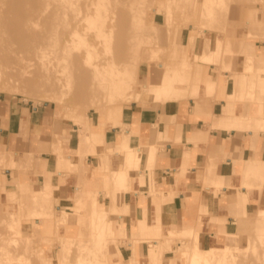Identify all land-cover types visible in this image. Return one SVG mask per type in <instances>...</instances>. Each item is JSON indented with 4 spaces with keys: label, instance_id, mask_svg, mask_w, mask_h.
I'll return each instance as SVG.
<instances>
[{
    "label": "crops",
    "instance_id": "obj_1",
    "mask_svg": "<svg viewBox=\"0 0 264 264\" xmlns=\"http://www.w3.org/2000/svg\"><path fill=\"white\" fill-rule=\"evenodd\" d=\"M212 40L200 37L190 51L203 54ZM220 51L216 63H202L196 97L164 104L135 100L110 118L91 112L85 118L89 132L51 103L0 100V147L25 169L9 170L7 181L15 173L18 183L39 190L51 174L57 212L70 216L59 229L63 238H91L95 201L117 239L107 252L111 264H125L132 255L139 264H150L141 222L146 233L161 232L160 240L193 230L204 250L247 248L250 237L241 235L239 218L264 223L258 214L248 215L264 208V41L233 46L238 54L230 62ZM248 59L252 73L246 71ZM242 90L244 100L228 99ZM125 146L142 152L137 166L128 164ZM114 173L126 175V187L116 183ZM81 198L87 207L78 210ZM46 229L52 230L51 224ZM191 244L177 237L163 257L186 264L183 251Z\"/></svg>",
    "mask_w": 264,
    "mask_h": 264
},
{
    "label": "rangeland",
    "instance_id": "obj_2",
    "mask_svg": "<svg viewBox=\"0 0 264 264\" xmlns=\"http://www.w3.org/2000/svg\"><path fill=\"white\" fill-rule=\"evenodd\" d=\"M7 1L9 3V0ZM71 1L82 5L96 3L100 6L98 10L103 20H100L97 24L101 25L99 23H102L105 26L109 27V25H112L113 27L112 32L108 34V44H110L109 47L112 49L111 51L108 47L110 49L108 56L113 59L121 56L118 59H122L119 61L121 66L124 64V66H128V62L131 60L130 65L132 64L135 69L137 68V72H134L138 76L136 80L138 82L133 89L134 95L130 92L128 98L117 100L118 102L114 103L110 101L112 90L95 92L89 86L90 75L81 84L79 82L81 81V76L80 74L77 75V73L81 72H77L71 78L65 76L69 73L64 70L58 72L56 75L59 78L58 85L60 87H57L51 80H43L47 69L57 65L61 67L68 63V60L63 61L61 55L53 54L55 46L52 42L44 45L46 52H48V57L35 59V51L43 45L38 40H35L32 35L30 36L28 34L29 30H27V34L13 31L14 36L17 37V43L10 58L13 59L19 56L35 59L37 67L35 68V73L31 76L37 79L38 90L37 92H31L24 83H18V88H16L14 85L3 82L0 84V100L15 99L26 103L32 102L36 105L51 103L60 107L66 118L76 123L84 124L86 132H89L90 128L85 118L91 112H95L101 117L110 118L124 105L135 100H153L164 104L171 100L183 99L186 96L196 97L199 92L198 80L203 62L216 63L218 60L215 54L219 50H221L219 54L223 56L224 61L230 62L234 55L238 54L232 51L233 46H237L244 41H264V0ZM45 3L46 0H10V9L7 10L8 6L5 7L7 11L5 9L2 11L6 16L9 15L11 20L16 16L23 19L25 13L30 15L34 9H40ZM16 9L18 10L15 11ZM42 23L43 21L36 27L37 30L44 29L45 23ZM65 31L66 27H61L57 36H62ZM4 35L3 37L5 38ZM212 36L214 40L210 41V43L207 41L203 54L199 52L194 54L193 51H190L196 39H200V37L211 38ZM116 49L120 50V53ZM130 49L133 50V53L135 51V54L140 51V55L137 53L136 56H138L132 58L135 54L130 52ZM176 50L179 52L177 53ZM117 52L118 54H116ZM174 52L178 55L174 54ZM128 55L129 57L131 56V59H129ZM126 57L129 60H125L127 59ZM140 57L145 60L141 61ZM95 59L96 57L93 55L92 60L95 61ZM248 60L249 64L246 71L252 73L254 64L250 59ZM188 61L191 62L189 63ZM133 67L131 68L134 71ZM228 68L230 67L228 66ZM76 75L77 78L79 76V81H77L81 84L79 86H77ZM161 76L162 78L160 79L159 77ZM85 77L83 78L84 80ZM173 81H179L180 83L178 82V85H174ZM149 85L151 86L150 88ZM208 92L210 94L214 92V85L211 83L208 86ZM242 92L243 90L228 95V99L230 101L244 100ZM93 96L96 97L95 103L93 102ZM51 97H58L56 100L59 101L50 99ZM92 137L93 139L95 138L94 135ZM84 139L85 142L90 141V138L86 135ZM123 152L124 154H129L136 151L125 146ZM3 156H5L4 159ZM15 168H18L20 172L25 171L17 156L6 153L0 147V264H111L107 260V252L110 243L116 244L117 239L114 237V231L110 227L109 216L96 212V202L93 201L91 204L94 212L90 230L91 238H63L59 235V229L66 224L70 216L65 211H62L60 216L57 212L53 195L55 186L52 183L51 174H47L46 181L39 190H32L27 183L23 182L22 185L25 186L26 190L22 193L19 187L20 182L18 183L15 179V173L12 174L13 181H7V178H10L8 176L9 170ZM61 168L62 163H59L58 169ZM115 180L120 187H126L127 177L124 173L117 174ZM12 185H15L16 188L14 189ZM86 202L82 198L79 199L77 201V209L86 208ZM117 203L115 202L113 210H116ZM36 218L41 219L40 225L35 223L34 220ZM47 220H49L48 222L50 223L48 224H51L52 230L46 229ZM145 225L146 223L144 222L140 223L139 232L143 238H148L150 264H175L168 261L163 255L172 250L171 242L177 237L191 239L192 244L183 251V257L186 259V264H196V261H194L196 258V255H194L195 246L199 245L201 247L202 244L199 242L201 238H194L192 230L176 233L175 237L169 241L160 240L161 234L157 238L149 240L150 237L143 236L146 233V228H143ZM238 225L241 235L250 237L248 247L242 250H235L236 253L228 255L225 259L221 256L218 257V253L216 254L217 258H212L215 255L211 256L214 252L211 250L213 252H210V258L212 260L217 259L214 263V260H211L212 264H259L262 261V256H264V243L262 242L264 238H260V235H264V231H262L264 223L260 224L249 218H239ZM5 239H7V242ZM153 239H159L160 243L154 245ZM134 241L136 242V239ZM235 242L236 240H234ZM252 245H254L256 251ZM21 249L23 252L18 253ZM202 250L199 248L197 252L200 251L201 253ZM206 252L204 254L208 256ZM201 255H198V257H200L199 259L202 262L205 256L202 255L201 257ZM193 256H195L194 259ZM198 257L197 261L200 262ZM254 258L256 261H253ZM207 261L205 262L207 263ZM201 262L200 264H202ZM125 264L139 263L136 257L132 255Z\"/></svg>",
    "mask_w": 264,
    "mask_h": 264
},
{
    "label": "bare ground",
    "instance_id": "obj_3",
    "mask_svg": "<svg viewBox=\"0 0 264 264\" xmlns=\"http://www.w3.org/2000/svg\"><path fill=\"white\" fill-rule=\"evenodd\" d=\"M80 5H82V4H79L78 2L71 1V0L70 1L69 0L68 1L67 0H55V1L46 0V3L40 9H38V10L34 9L33 13H31L30 15L25 13L24 14L25 17L23 19L16 16L14 19L11 20L10 19L11 17L9 18V15L7 14L8 16H6L4 14V12L2 11L3 9H5V11L10 9V0H9V3L7 0H0V15H1V17H0V84L3 82H6L7 84L14 85L16 88H18V86H17L18 83H24L25 86H27L31 92H33V91L37 92L38 87H39L37 79L33 78L31 76L33 73H35V71H36L35 68L37 67L35 59H43L45 57H48V55H47L48 52H46L44 45H48L49 43L52 42L53 45L55 46L54 47L55 50L53 51V54L61 55L63 57V61L68 60V63H66L65 65H63L61 67H60V65H57V66H53L50 69H47L46 75L44 76L43 80H51V81H53V83H55V85L57 87H60L58 85V79L59 78L56 75L58 72H60L61 70H64V71L69 73L68 75H65V74L64 75L66 77L68 76L70 78H71V76H74L77 72H81V73H77V75L80 74L81 77L82 76L85 77L86 74H88V75H86L85 80L83 79L84 77L82 79L80 77L81 81H79V79H78L79 76L77 78V75H76V78L78 79V80L76 79V82L79 81L82 84V81L84 83L86 81L87 77L90 75L89 76L90 77L89 78L90 79V85L89 86L91 88H93V90L95 92L99 91V90H108V89L112 90V92L110 93V99H111L110 101L116 103V102H118L117 100L128 98L129 93L130 92L133 93L134 85L138 82V81L136 82L138 76H137V74L136 75L134 74V72H137V70H136L137 68L135 69V66L133 67L132 64L130 65L131 60L128 62L129 64H128V66L126 65L127 66L126 67V66H124L125 64L123 66L119 65V61L122 59H120V60H118V59L121 56L119 58L117 56L116 57L117 60L115 57H114L115 59H113L112 57L108 56V54L110 53V49H111L109 47L110 44H108V41H109L108 34H110L112 32L113 27H112V25H109V27L105 26V24H102V23H99L101 25L97 24L100 20H103V18L100 17V12L98 10V8L100 6L97 5L96 3L86 4V5H82V6H80ZM8 6H9V8H7V10H6L5 7H8ZM17 10L18 9H16L15 11H17ZM10 11H12V10H10ZM42 21H43L42 24L45 23L46 27L44 26L43 27L44 29L37 30L36 27L39 26V24ZM85 23H88V24H85ZM61 27H66V31L62 36H57V33ZM27 30H29L28 34H30V36L32 35L35 38V40H38L43 46H41L40 48H38L35 51V55H34L35 59H32V58L28 59V57H19V56L11 59L10 55L12 54L14 47L17 43V41H16L17 37L14 36L13 31L20 32L21 34H27ZM4 34H6V35H4ZM3 35L5 36V38L3 37ZM7 35H9V36H7ZM116 50H115V52H116ZM120 50H117V51L119 52ZM173 50L175 51V49H173ZM111 51H112V49H111ZM132 51L133 50H131L130 52H132ZM118 52L116 54H118ZM178 52L179 51H177V53ZM137 53H139V55H140V51ZM161 53H163V52H161ZM171 53L173 54V52H171ZM133 54H135V51ZM136 54L133 55L132 58L134 56H136ZM174 54H176V52H174ZM93 55H95V57H96L95 61L92 60ZM111 55H112V53H111ZM176 55H178V54H176ZM114 56H115V54H114ZM125 56H127V55L125 54ZM128 57H129V55H128ZM141 58L142 57H140V59ZM129 59H131V56L129 57ZM129 59L127 58L125 60H129ZM114 60H115V62L117 61L118 64L115 63ZM137 60H136V62H137ZM142 60H145V59H141V61ZM136 62H135V64H137ZM117 65H119V66H117ZM129 66H130V68L133 67L135 70L133 71L132 68L131 69L128 68ZM120 67H122V68H120ZM123 67H125V68L123 69ZM177 75H178V73H177ZM176 80H177V78H176ZM178 82L173 81L174 85H178ZM167 83L169 84V82H167ZM79 84L80 83L77 82V86H79ZM150 87L151 86L149 85V88ZM3 88H6V87H3ZM66 95H68V94H66ZM133 95H134V93H133ZM155 95H156V93H155ZM106 96H107V94H106ZM57 98L58 97H51L50 99H54L55 101H59V100H56ZM93 99H94L93 102L95 103L96 97L93 96ZM141 155H142V152H131V153L127 154L126 159H127L128 164L131 165L132 167L137 166L139 161H140ZM4 157L5 156H3V159H4ZM116 175L117 174H115V176L114 175L113 176L116 177ZM22 184H23V182H20L19 187H20L21 192L23 193L26 190V188ZM257 209H259V208H256L254 212H249V214L248 213L247 214L248 215H257L258 214L259 216L264 217V208H261L259 210H257ZM160 234H161V232L145 233V234H143V236L144 237L145 236L150 237V238H157ZM227 234H231V233H227ZM169 235H170V238L167 239V241L174 238L176 235V232H171V233H169ZM192 235L196 239L201 238L199 235L195 234V232L193 230H192ZM261 238H264V237H261ZM5 240L7 242V239H5ZM199 242L202 244V240H200ZM262 243H264V239H263ZM30 245H32V244H30ZM195 245H196V243H195ZM26 246H28V245H26ZM252 246L254 248V245H252ZM195 247H196V250H195L196 252H197V249L199 250V248L201 250L203 249V248H201L202 246L200 247L199 245L198 246L196 245ZM197 247H199V248H197ZM22 249H21V251L17 250L18 253L23 252ZM255 249L256 248H254V250ZM203 250L201 251V253H200V251L197 252L198 254L194 251L195 254L194 253L193 254L196 255V258L194 259L195 256H193V259H194V261H196L195 262L196 264H200V262H201V260L199 259L200 257H198V255L200 256L202 254L205 256L204 253L206 252V250L205 251H203ZM24 251H25V248H24ZM213 251L215 252V254ZM213 251L207 250V252H206V254H208V256L206 255L207 259H206V256L204 257V259L201 258L203 260L201 262L202 264L203 263L205 264L206 263L205 261H207L208 259L211 262L212 259L210 257L212 255H215V257H212V258H217V255H218V257L221 256L225 259V258H227L228 255L236 253L234 250H231V249H226L224 251L223 250L222 251L213 250ZM210 252L211 253L213 252V254H211V256H210ZM257 254H259V253H257ZM202 255H201V257H202ZM263 255H264V253H263ZM255 256H257V255H255ZM260 256H259V258H260ZM197 257H198L200 262L197 261ZM262 257H263L262 261L260 260L261 258L260 259L258 258V260L261 261L259 264H264V256H262ZM213 260L212 261L214 263L215 260H217V259H213ZM15 261L16 260L14 259V262ZM208 261L206 264H208V263L210 264V262H208ZM253 261H256L255 258L253 259ZM16 264H19V263H16ZM211 264H212V262H211Z\"/></svg>",
    "mask_w": 264,
    "mask_h": 264
}]
</instances>
